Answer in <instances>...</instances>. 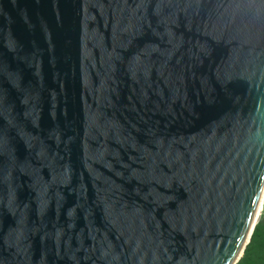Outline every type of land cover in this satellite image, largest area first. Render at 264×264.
<instances>
[{
	"label": "water",
	"instance_id": "obj_1",
	"mask_svg": "<svg viewBox=\"0 0 264 264\" xmlns=\"http://www.w3.org/2000/svg\"><path fill=\"white\" fill-rule=\"evenodd\" d=\"M263 197L264 0H0V264H237Z\"/></svg>",
	"mask_w": 264,
	"mask_h": 264
},
{
	"label": "rangeland",
	"instance_id": "obj_2",
	"mask_svg": "<svg viewBox=\"0 0 264 264\" xmlns=\"http://www.w3.org/2000/svg\"><path fill=\"white\" fill-rule=\"evenodd\" d=\"M260 210L259 220L244 252V255L247 252L252 255L254 264H264V197Z\"/></svg>",
	"mask_w": 264,
	"mask_h": 264
},
{
	"label": "trees",
	"instance_id": "obj_3",
	"mask_svg": "<svg viewBox=\"0 0 264 264\" xmlns=\"http://www.w3.org/2000/svg\"><path fill=\"white\" fill-rule=\"evenodd\" d=\"M237 264H254L252 255L247 252Z\"/></svg>",
	"mask_w": 264,
	"mask_h": 264
},
{
	"label": "bare ground",
	"instance_id": "obj_4",
	"mask_svg": "<svg viewBox=\"0 0 264 264\" xmlns=\"http://www.w3.org/2000/svg\"><path fill=\"white\" fill-rule=\"evenodd\" d=\"M261 205H262V201H261V203H260V205H259V209L257 210V213L260 211V209H261ZM260 216V215H259ZM259 220V219H258Z\"/></svg>",
	"mask_w": 264,
	"mask_h": 264
}]
</instances>
